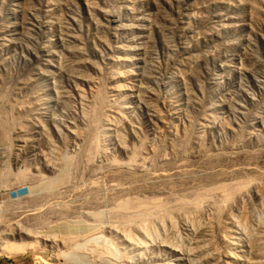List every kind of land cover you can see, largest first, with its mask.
<instances>
[{"label":"rangeland","instance_id":"374dc122","mask_svg":"<svg viewBox=\"0 0 264 264\" xmlns=\"http://www.w3.org/2000/svg\"><path fill=\"white\" fill-rule=\"evenodd\" d=\"M0 252L264 264V0H0Z\"/></svg>","mask_w":264,"mask_h":264},{"label":"bare ground","instance_id":"6f19581e","mask_svg":"<svg viewBox=\"0 0 264 264\" xmlns=\"http://www.w3.org/2000/svg\"><path fill=\"white\" fill-rule=\"evenodd\" d=\"M138 203H140V202H138ZM129 207H130V205H129ZM129 207H128L127 205L125 206V208H126V209L128 208V210H129ZM131 207H132V206H131ZM131 210H134V211H133L134 213H135V211H136V209H131ZM119 212H120V211H119ZM123 212H124V211H123ZM134 213H133V214H134ZM121 214H122V213H121ZM95 234H96V233H95ZM84 235H85V234H84ZM91 236H93V235L91 234ZM75 237H76V236H75ZM92 238L95 239L96 236H93ZM90 239H91V238H90ZM88 240H89V239H88ZM88 240H83V241H86V242H87ZM72 241H73V240H72ZM81 242H82V241H81ZM83 243H84V242H83ZM83 243H82V244H83ZM73 244H74V243H73ZM75 244L77 245V242H76ZM79 244H80V243H79ZM79 244H78V245H79ZM31 245H32V244H31ZM31 245H29V243H26V244H25V243L23 242V243L17 245L16 247H14V248H12V249H8L6 252L9 253L10 255L13 254V252H22V251H25V250H27V249H31V247H30ZM73 246H74V245H73ZM73 246H72V247H73ZM79 246H80V245H79ZM86 247H87V246H86ZM131 249H132V248H131ZM1 252L4 253L5 251L1 250ZM1 252H0V253H1ZM6 252H5V254H7ZM92 252H93V251H92ZM98 255H100V254H98Z\"/></svg>","mask_w":264,"mask_h":264},{"label":"crops","instance_id":"0c3cea01","mask_svg":"<svg viewBox=\"0 0 264 264\" xmlns=\"http://www.w3.org/2000/svg\"><path fill=\"white\" fill-rule=\"evenodd\" d=\"M0 264H15V263H13L12 261H0Z\"/></svg>","mask_w":264,"mask_h":264}]
</instances>
